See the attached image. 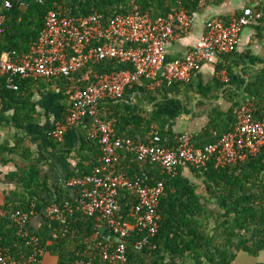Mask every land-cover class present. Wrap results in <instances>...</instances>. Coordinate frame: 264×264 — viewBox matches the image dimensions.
I'll use <instances>...</instances> for the list:
<instances>
[{"label":"built area","instance_id":"obj_1","mask_svg":"<svg viewBox=\"0 0 264 264\" xmlns=\"http://www.w3.org/2000/svg\"><path fill=\"white\" fill-rule=\"evenodd\" d=\"M14 1L4 0V7L12 8ZM263 16V11L245 7L229 20L221 16L211 17L195 46L184 57L167 62V46L187 35L194 24L195 13H190L184 6L166 17L153 18L149 13H143L132 0L128 13L118 14L108 22L99 12L76 17L58 7L49 12L45 28L29 53L10 51L0 56V83L6 78L7 89L18 90L17 77L69 79L67 94L71 105L65 119L48 132L49 138L63 140L66 132L91 119L88 135L100 141L102 156L92 173L68 181L69 186L77 189L74 202L53 203L45 211L51 224H59L53 234L55 238L69 233L77 214L93 217L99 227L107 226L116 240L99 239L81 256L86 257L88 263L99 260L107 264H129L128 250L133 234L138 236L136 249L147 247L154 250L157 247L154 239L161 227L159 209L165 184L163 181L151 182L146 171L129 175L123 164L124 155L159 168L162 175L176 177L189 171L204 175L211 166L221 169L242 164L262 152L264 110L259 112L251 97H247L238 108L234 128L221 135L216 143L204 147L195 146L193 135L188 133L177 136L174 141L158 133L147 142L130 137L117 139L113 135L114 119L107 118L108 111L102 112L101 106L122 101L126 90L142 81H146L151 90L177 81L189 83L204 63L236 52L242 30ZM4 22L5 17L0 14V38ZM107 60L128 63L131 67L96 73L85 85L74 81L75 75H82L86 68ZM219 76L225 83L230 80L227 70L219 72ZM2 108L0 87V112ZM213 135L217 137L218 133L214 131ZM122 190L130 191L137 200L127 219L119 215ZM33 215L34 210L8 211L0 207V219L11 218L18 235L27 240L24 245L32 248L30 253L13 254L11 247L0 243V264L42 263L46 249L41 246L39 237L28 230Z\"/></svg>","mask_w":264,"mask_h":264},{"label":"trees","instance_id":"obj_2","mask_svg":"<svg viewBox=\"0 0 264 264\" xmlns=\"http://www.w3.org/2000/svg\"><path fill=\"white\" fill-rule=\"evenodd\" d=\"M135 1L143 13L157 18L168 16L180 6H184L192 14L200 13L204 7L202 1L219 3L222 0ZM131 2L132 0H15L12 8H5L4 0H0V14L5 17L0 38V56L10 51L29 53L45 28L49 12L58 7H63L76 17L99 12L104 21L108 22L118 14L128 13ZM237 56V52L223 55L222 63L217 66L218 72L227 70L229 74L228 83L217 81L216 84L227 86L224 91L230 107L227 111L219 106L210 109V120L206 128L193 134V143L197 147L216 143L221 135L232 130L236 124L237 110L247 97L254 98L259 112L264 110V68L252 72L248 81L243 77L236 79L233 64H246L247 60L254 64L258 60L254 56ZM130 67V64L117 60L101 61L86 68L84 74L75 75L73 79L85 85L96 73L114 72ZM58 79L69 83L67 78ZM5 81L6 78L0 83L3 110L13 109V120L17 127L24 128L35 112L32 88L38 81L17 77L16 91L7 89ZM186 84L177 81L153 91L135 86L126 90L122 101L108 102L107 118L114 119V137H130L147 142L155 133L169 137L171 141L183 135L184 133L169 129L176 111L163 113L155 109L149 112L141 98L137 97L132 101L131 95L137 90L143 99L157 101L156 106L163 107L167 103H175L176 97L183 93ZM214 86H207L199 93L208 97L216 88ZM91 123V119L85 123L87 132L82 134L81 146L77 150L80 163L70 178L91 174L102 156L99 139L90 138L88 135ZM214 131L218 133L217 137H214ZM123 164L131 166L130 170L125 169L129 175L146 171L151 176V182L163 181L165 184L159 209L162 215L161 227L154 239L157 247L154 250L147 247L136 249L138 236L133 234L128 250L129 264H232L240 252L258 257L264 251V149L242 164L221 169L211 166L204 175L192 171L197 179L203 181V188L188 174L176 177L162 175L159 168L140 163L133 156L124 155ZM11 176L21 182L22 191L11 192L0 207L8 211L34 210L35 215L31 221L36 216H43L46 219L44 226L34 229L30 221L28 230L39 237L41 246L45 247L47 253L57 252L60 255L58 264H107L99 260L88 263L89 260L81 256L85 250L92 249L99 239H104L98 235L99 223L95 218L77 214L71 222L69 233L58 238L53 236L59 224H51L45 216L46 209L53 203L74 202L75 195L62 190L56 198H47L50 196V188L41 178L38 165L34 163L26 164ZM76 190L75 188V194ZM120 202L119 215L127 219L130 208L137 202L136 196L128 190H122ZM0 238V243L11 247L13 254L32 251L31 247L24 245L27 240L18 235V229L9 217L0 219Z\"/></svg>","mask_w":264,"mask_h":264},{"label":"crops","instance_id":"obj_3","mask_svg":"<svg viewBox=\"0 0 264 264\" xmlns=\"http://www.w3.org/2000/svg\"><path fill=\"white\" fill-rule=\"evenodd\" d=\"M202 5H204L203 11L195 13L191 31L167 46V62L184 57L195 46L203 36L205 24L211 17L221 16L229 20L240 14L245 7H252L254 10H261L264 13V0H222L219 3L202 1ZM236 52L237 57L243 55L258 58L254 64L250 60H247L246 64L238 66L233 64L236 79L243 77L248 81L252 72L264 68V16L257 23L246 26L242 30L240 44ZM220 63H222L221 58L214 62L204 63L195 72L191 81L186 84L183 93L176 97L177 101L173 104L167 103L168 105L163 107L156 106L157 101L150 102L149 99H143L137 90L131 95V100L135 101L137 97L141 98L149 112L155 109L163 113L176 111L169 129L177 133L198 134L209 123L212 107L219 106L224 111L230 107L224 91L227 86L222 87L216 84L217 81L224 83L217 71V66ZM36 81L38 82L32 88L35 112L33 118L24 128L17 127L13 120V109L4 111L2 108L0 112V205L6 202L7 196L11 192L22 191L21 182L11 174L31 163L38 165L41 178L50 188V196L47 198H56L62 190L75 195V188L69 186L68 181L75 178L70 177L80 163L77 150L81 146V136L87 132V127L83 123L70 129L60 141L49 138L48 132L53 130L59 121L65 119L71 105L70 97L67 94L68 83H64L58 78L36 79ZM210 85H216V88L209 93L208 97L199 93ZM136 86L153 91L148 88L146 81H142ZM101 108L103 111H108L109 104L105 103ZM125 169L130 170L131 166L125 165ZM193 180L194 182L199 181L197 178ZM42 194L47 195L46 193ZM45 223L46 219L43 216H36L31 221V226L34 229H39ZM98 230L99 235L105 240L111 242L116 240L107 226H98ZM59 259L60 255L57 252H49L45 254L41 264H58Z\"/></svg>","mask_w":264,"mask_h":264},{"label":"rangeland","instance_id":"obj_4","mask_svg":"<svg viewBox=\"0 0 264 264\" xmlns=\"http://www.w3.org/2000/svg\"><path fill=\"white\" fill-rule=\"evenodd\" d=\"M187 174L191 176L192 179H196V177L192 174V172L190 173L189 171L187 172ZM197 180L199 181H196V182L203 188L204 187L203 181L200 179H197ZM262 262H264V251L261 252L258 257H253L247 253L241 252L239 253L237 259L232 264H257V263H262Z\"/></svg>","mask_w":264,"mask_h":264}]
</instances>
